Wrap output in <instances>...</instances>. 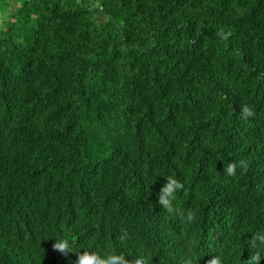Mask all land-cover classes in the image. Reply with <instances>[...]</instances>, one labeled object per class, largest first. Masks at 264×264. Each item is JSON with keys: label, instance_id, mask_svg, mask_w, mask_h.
I'll return each instance as SVG.
<instances>
[{"label": "trees", "instance_id": "trees-1", "mask_svg": "<svg viewBox=\"0 0 264 264\" xmlns=\"http://www.w3.org/2000/svg\"><path fill=\"white\" fill-rule=\"evenodd\" d=\"M8 5L0 264H75L84 251L248 264L264 231V0ZM166 176L183 182L192 222L159 203ZM65 236L67 255L53 246Z\"/></svg>", "mask_w": 264, "mask_h": 264}, {"label": "clouds", "instance_id": "clouds-1", "mask_svg": "<svg viewBox=\"0 0 264 264\" xmlns=\"http://www.w3.org/2000/svg\"><path fill=\"white\" fill-rule=\"evenodd\" d=\"M241 113L244 118L256 114L254 109L247 104L242 106ZM238 166H245V161L229 162L225 168V173L229 176L235 175ZM166 177L167 182L157 193L159 203L163 205L167 212L177 213L184 218L185 222H192L196 218V211L194 209L185 211L177 201V194L184 187L183 182L175 176ZM262 245H264V231H256L248 238L247 248L251 250V256L247 259L248 264H261V260H264V251L261 250ZM53 246L67 255L71 251V239L68 236L62 237ZM252 249H256V251L253 253ZM211 256L212 258L208 261V264H226L227 262V257L223 253ZM149 259L150 254L141 253L140 256L135 258L134 264H149ZM194 259L199 258L194 257ZM75 264H129V261L122 253L112 252L102 257L97 252L84 251L78 254Z\"/></svg>", "mask_w": 264, "mask_h": 264}, {"label": "rangeland", "instance_id": "rangeland-1", "mask_svg": "<svg viewBox=\"0 0 264 264\" xmlns=\"http://www.w3.org/2000/svg\"><path fill=\"white\" fill-rule=\"evenodd\" d=\"M21 0H0V23L3 24L6 16V10H9V5L12 3V6H15L17 3H20Z\"/></svg>", "mask_w": 264, "mask_h": 264}]
</instances>
